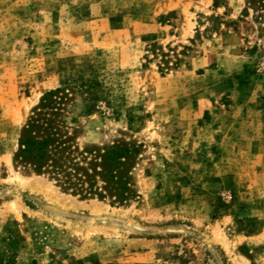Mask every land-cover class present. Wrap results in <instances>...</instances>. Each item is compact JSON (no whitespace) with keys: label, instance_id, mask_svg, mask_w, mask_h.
Returning a JSON list of instances; mask_svg holds the SVG:
<instances>
[{"label":"rangeland","instance_id":"rangeland-1","mask_svg":"<svg viewBox=\"0 0 264 264\" xmlns=\"http://www.w3.org/2000/svg\"><path fill=\"white\" fill-rule=\"evenodd\" d=\"M57 90L126 201L15 163ZM0 264H264V0H0Z\"/></svg>","mask_w":264,"mask_h":264},{"label":"trees","instance_id":"trees-1","mask_svg":"<svg viewBox=\"0 0 264 264\" xmlns=\"http://www.w3.org/2000/svg\"><path fill=\"white\" fill-rule=\"evenodd\" d=\"M57 91L48 92L33 111L19 139L14 161L17 165L48 174L64 190L82 196L128 199V162L132 149L105 146L80 150L68 141L65 126L54 120ZM81 156V158H80Z\"/></svg>","mask_w":264,"mask_h":264}]
</instances>
